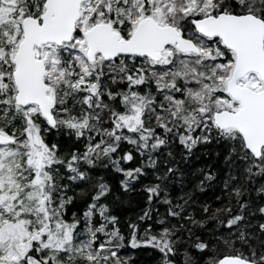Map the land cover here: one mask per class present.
I'll return each instance as SVG.
<instances>
[{"label":"snow or ice","instance_id":"obj_1","mask_svg":"<svg viewBox=\"0 0 264 264\" xmlns=\"http://www.w3.org/2000/svg\"><path fill=\"white\" fill-rule=\"evenodd\" d=\"M0 264H264V0H0Z\"/></svg>","mask_w":264,"mask_h":264}]
</instances>
